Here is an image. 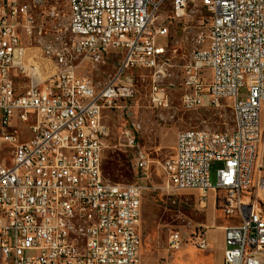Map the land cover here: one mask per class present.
Here are the masks:
<instances>
[{"label": "built area", "instance_id": "built-area-1", "mask_svg": "<svg viewBox=\"0 0 264 264\" xmlns=\"http://www.w3.org/2000/svg\"><path fill=\"white\" fill-rule=\"evenodd\" d=\"M167 3L178 18L197 3L210 15L205 46L183 67V108L229 102L234 128L179 132L163 165L165 189L198 192L202 209L217 194L231 222L223 228L225 264H264V0H67L69 42L59 22L48 23L60 20L49 0H0V147L11 156L0 160V264H144L146 189L105 180L104 113L133 97L128 72L162 73L169 28L156 21ZM110 53L122 61L107 84L78 74ZM244 85L250 98L239 102ZM164 97L155 93L153 102ZM21 126L30 140L21 141ZM140 131L125 129L123 147L136 149ZM149 163L138 150L137 170L145 173ZM214 163L223 165L216 186ZM190 240L209 248L203 230ZM184 242L173 232L170 253Z\"/></svg>", "mask_w": 264, "mask_h": 264}, {"label": "rangeland", "instance_id": "rangeland-1", "mask_svg": "<svg viewBox=\"0 0 264 264\" xmlns=\"http://www.w3.org/2000/svg\"><path fill=\"white\" fill-rule=\"evenodd\" d=\"M25 3L30 0H23ZM49 6L57 8L59 21L49 20L50 25L59 22L64 30L66 40L70 35L65 32L69 25V8L67 0H49ZM187 15L175 17L171 3L158 13L156 24L169 28L167 52L162 73L156 70L137 69L128 72L127 78L134 84V95L123 101L124 108L105 111L104 124L109 129V137L103 158L105 180L113 184H143L145 187L141 209L142 262L144 264H162L168 260L169 238L173 232H179L185 240L195 233L205 230L210 205L200 207L198 192H172L165 189L167 177L163 165L174 154L177 135L181 131L193 129H210L216 132H230L234 128L232 109L229 102H223L219 108L204 103L201 107L187 111L183 108L184 90L183 67L191 61L196 50L205 46V36L210 25V15L206 8L190 4ZM39 21L43 19L41 10H36ZM122 55L110 53L105 64L97 66L85 62L77 70L79 75L90 77L96 84L104 85L118 73ZM165 97L163 101L153 102L155 93ZM250 98L247 86L238 90L239 102ZM133 124L141 126L137 134L136 149L124 148L122 134ZM27 126H21V141L31 139ZM143 150L149 156L148 170H137L135 154ZM9 149L0 147V160H9ZM221 163L211 166L210 182L217 184V172ZM219 208V206L217 205Z\"/></svg>", "mask_w": 264, "mask_h": 264}, {"label": "crops", "instance_id": "crops-1", "mask_svg": "<svg viewBox=\"0 0 264 264\" xmlns=\"http://www.w3.org/2000/svg\"><path fill=\"white\" fill-rule=\"evenodd\" d=\"M207 204L210 205L211 212L208 216L209 225L203 231L206 233L209 248L205 251L200 250L190 242V238L184 239L185 242L181 249L168 256L171 264H225L223 228L230 225L231 222L224 218L221 210L217 207V194L211 192Z\"/></svg>", "mask_w": 264, "mask_h": 264}]
</instances>
